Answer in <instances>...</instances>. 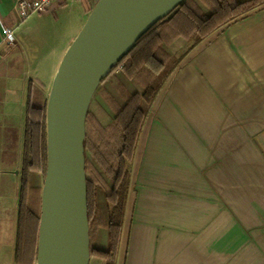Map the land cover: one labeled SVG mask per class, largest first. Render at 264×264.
<instances>
[{
	"label": "crops",
	"instance_id": "0c3cea01",
	"mask_svg": "<svg viewBox=\"0 0 264 264\" xmlns=\"http://www.w3.org/2000/svg\"><path fill=\"white\" fill-rule=\"evenodd\" d=\"M19 1L0 0V78L21 86L25 108L29 84L38 79L22 71ZM5 29L15 32L12 46ZM184 47L178 38L168 49ZM9 130L0 125V175L15 171L18 202L23 136H14L12 150ZM38 175L30 173L31 187L38 188ZM15 242L16 234L12 264ZM106 244L100 229L95 247ZM89 264L104 262L91 257ZM115 264H264V5L196 45L148 107Z\"/></svg>",
	"mask_w": 264,
	"mask_h": 264
},
{
	"label": "trees",
	"instance_id": "16d2710c",
	"mask_svg": "<svg viewBox=\"0 0 264 264\" xmlns=\"http://www.w3.org/2000/svg\"><path fill=\"white\" fill-rule=\"evenodd\" d=\"M264 0H182L155 22L118 61L109 74L111 88L98 93L113 116L101 109L85 117L84 169L87 185L90 258L115 264L130 183V165L147 109L171 72L203 39L231 21L263 6ZM91 11V10H90ZM185 41L177 54L169 52L176 39ZM119 70L135 88L130 92L115 76ZM46 105L29 84L24 112L14 264H36L42 211V191L29 184L30 173L47 168ZM104 112V114H103ZM100 229L106 248L95 247Z\"/></svg>",
	"mask_w": 264,
	"mask_h": 264
},
{
	"label": "water",
	"instance_id": "95a60500",
	"mask_svg": "<svg viewBox=\"0 0 264 264\" xmlns=\"http://www.w3.org/2000/svg\"><path fill=\"white\" fill-rule=\"evenodd\" d=\"M182 0H97L67 49L46 105L50 230L36 264H89L85 117L101 81Z\"/></svg>",
	"mask_w": 264,
	"mask_h": 264
},
{
	"label": "rangeland",
	"instance_id": "374dc122",
	"mask_svg": "<svg viewBox=\"0 0 264 264\" xmlns=\"http://www.w3.org/2000/svg\"><path fill=\"white\" fill-rule=\"evenodd\" d=\"M96 2L97 0H64V5L58 6L54 12L34 15L24 22L21 30L19 29L21 49L18 50L21 52L22 71L25 77L38 79L35 86L33 85V92L43 102L48 100L54 80L52 75L65 55H63L64 50L77 36ZM113 75L124 80L118 69L111 74V76ZM124 82L132 91V86L126 80ZM100 88H106L119 103L121 102L118 94L111 88L108 79H106L99 84L93 94L88 111L95 114L96 112L101 113V109H103L107 114L106 118L109 119L113 114L101 99L98 93ZM20 89L21 86L8 85L4 79L0 78V125L10 127L8 133L12 150L13 142L11 140L15 135L17 137L23 135L25 99L21 100ZM17 145L20 149V143ZM12 172L0 175V264H12L11 250L16 234L18 202L14 199L16 175L15 171L13 175ZM47 184L46 176L39 173L37 185L42 191V197Z\"/></svg>",
	"mask_w": 264,
	"mask_h": 264
},
{
	"label": "built area",
	"instance_id": "2783aa9c",
	"mask_svg": "<svg viewBox=\"0 0 264 264\" xmlns=\"http://www.w3.org/2000/svg\"><path fill=\"white\" fill-rule=\"evenodd\" d=\"M92 1V0H87ZM64 0H20L17 4L20 23L34 15L49 12L53 5L62 3ZM4 39L8 45L15 44V32L13 29H5Z\"/></svg>",
	"mask_w": 264,
	"mask_h": 264
},
{
	"label": "bare ground",
	"instance_id": "6f19581e",
	"mask_svg": "<svg viewBox=\"0 0 264 264\" xmlns=\"http://www.w3.org/2000/svg\"><path fill=\"white\" fill-rule=\"evenodd\" d=\"M50 230V196L48 186L44 192V214L42 219L41 245L44 246Z\"/></svg>",
	"mask_w": 264,
	"mask_h": 264
}]
</instances>
